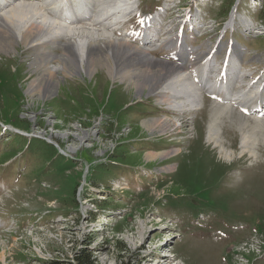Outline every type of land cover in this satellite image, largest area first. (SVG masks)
I'll list each match as a JSON object with an SVG mask.
<instances>
[{"label":"rangeland","instance_id":"374dc122","mask_svg":"<svg viewBox=\"0 0 264 264\" xmlns=\"http://www.w3.org/2000/svg\"><path fill=\"white\" fill-rule=\"evenodd\" d=\"M175 1L140 0L138 7L166 12L167 38L179 22L177 11L193 6L192 12L203 17L202 28L196 35L185 30V43L201 52L222 44L215 62L232 39L244 48L237 68L249 78L252 72L259 75L264 67L263 0L261 5L237 0L236 22L227 29L233 0H181L178 10L171 7ZM96 5L101 10L100 0ZM100 24L115 20L101 18ZM115 30L121 33L124 27ZM48 46L63 54L62 44ZM15 48L0 49V264H75L81 249L91 253L95 264H264L257 260L263 252L256 248L263 238L233 252L230 248L254 230L264 232V118L236 111L232 120L221 117L211 126L215 140L234 152L228 159L208 140L212 112L220 103L207 97L206 90L198 111L174 114L149 89L137 95L132 82L110 76L103 54L88 63L97 68L93 74L59 71L56 89L51 84L55 79L41 81L44 95L31 97L29 81L40 74L31 65L37 53L22 43ZM155 51L156 58H165L166 49ZM110 62H117L119 73L129 74L140 64L126 54ZM193 68H200V62L188 70ZM154 118H168L171 127L161 134L150 132L143 122ZM103 119L110 121L98 136L93 127ZM241 120L244 128L253 126L245 133L250 135L246 146ZM17 129L37 130L58 144L38 138L29 142ZM85 137L91 144L86 148L79 144ZM58 145L76 150L74 159L58 155ZM113 150L122 151L130 164L111 159L113 154L106 162L97 161ZM164 151L171 152L147 156ZM139 158L143 162L138 164Z\"/></svg>","mask_w":264,"mask_h":264},{"label":"bare ground","instance_id":"6f19581e","mask_svg":"<svg viewBox=\"0 0 264 264\" xmlns=\"http://www.w3.org/2000/svg\"><path fill=\"white\" fill-rule=\"evenodd\" d=\"M133 1L100 0L102 8L98 12L97 18L72 21V16H75L76 13L81 14L82 6L89 5L92 0H0V49L4 52L16 51L15 46L22 43L37 53L31 65H35L36 68L33 71L40 70V74L31 77L29 81L27 91L31 97L36 94L44 95L39 88L41 81L50 82L55 79L51 84L56 89L59 71L67 76L79 75L84 72L89 75L93 74L97 68H89L88 63L103 54L106 55L103 56L104 64L110 76L121 79V81L132 82L136 87L137 95H140L143 90L149 89L148 91L156 97L157 101L160 104H167L171 109L170 112L174 114L183 115L188 113V110H199L203 100L202 92L204 90L210 93L217 92V95L224 98L212 112L213 123L209 126L210 128L211 126L215 128L221 117L232 120L230 117L237 114L233 108L227 105V100L230 102L234 97L237 102L250 103V98L258 94L262 85L251 84V81H247L250 79L249 76L234 66L235 60L240 61L239 56L242 55L241 50L244 49H238L234 46L235 44L228 43L229 52L224 56V60H227L228 63L223 67L226 76L219 77L214 69L215 64L209 58V53L218 52L222 44L211 45L208 48L209 44L206 46L208 51L201 52L186 45L183 41L185 36L179 40L180 34L177 33L164 38L161 46L166 47L169 54L164 59H158L153 55L152 49L147 48V42L135 45L130 42L125 33L115 32L116 24L122 23L119 19L125 15L127 9L131 8L129 5H133ZM72 5L74 11L69 13L68 8H71ZM121 14L123 16L119 18ZM235 15V13H231L225 22L228 25L225 24V29L234 27ZM101 18L106 23H108V19L115 20V24L107 26L103 24L102 26H105L100 27ZM127 31H131V28H127ZM55 44L63 45L62 55H56L48 50V45L54 46ZM119 54H126L135 62L136 59L140 61L134 73L129 74L127 70L119 73L120 67L117 62L111 64L110 60ZM187 56H192L193 59L189 61ZM55 60L56 62H54ZM196 61H200L202 67L195 73L188 71L187 66L192 67ZM165 68L167 74L163 75L162 72ZM220 93H223L224 96ZM143 124L150 132L161 134L171 127V120L154 118L145 120ZM242 124H244L243 120L238 123V126L243 131L242 143L246 146L250 141V135L245 133L247 130L252 131L253 126L248 129L246 125L244 128ZM211 130L212 128L208 131V140L220 149L224 157L230 159L234 152L224 148L220 141H216L217 133H212ZM170 152L149 153L147 156L148 158L166 156ZM165 170H170V168L167 167Z\"/></svg>","mask_w":264,"mask_h":264},{"label":"trees","instance_id":"16d2710c","mask_svg":"<svg viewBox=\"0 0 264 264\" xmlns=\"http://www.w3.org/2000/svg\"><path fill=\"white\" fill-rule=\"evenodd\" d=\"M264 1V0H263ZM262 9L264 10V5L262 6ZM88 124V123H87ZM86 124V125H87ZM110 135V134H109ZM113 154V156L111 157V159L115 160V161H119L123 164H130V160L128 159L127 156H125L122 151H120L118 153V151L116 150V152H114V150L110 153V156ZM109 156V157H110ZM142 163L143 161L139 158L136 163ZM132 165H134L132 163ZM95 202L97 203V201L95 200ZM76 263L75 264H95V258H92V255L90 252L86 251L85 249H81L79 250V252L76 255ZM51 264H59L55 261H51Z\"/></svg>","mask_w":264,"mask_h":264},{"label":"built area","instance_id":"2783aa9c","mask_svg":"<svg viewBox=\"0 0 264 264\" xmlns=\"http://www.w3.org/2000/svg\"><path fill=\"white\" fill-rule=\"evenodd\" d=\"M80 125H82L81 123H79ZM99 125H100V120H97L96 122H95V125H94V127L93 128H95L94 130H98L99 128ZM83 128H85V129H89V128H86V127H83ZM88 134H86L85 136H87ZM83 138H84V136H83ZM94 138V137H93ZM110 138H112V136H110ZM85 140H89L87 137H85V139H83L82 141H79V144L81 145V147L83 146V147H86V146H91V144H89L90 142L89 141H85ZM108 149L106 148L105 150H103V152H104V154H105V152L107 151ZM111 152V151H110ZM109 153V152H108ZM101 157H104V155H102Z\"/></svg>","mask_w":264,"mask_h":264}]
</instances>
